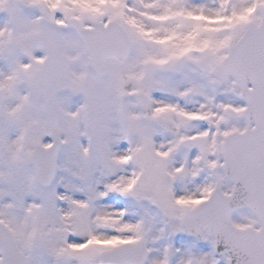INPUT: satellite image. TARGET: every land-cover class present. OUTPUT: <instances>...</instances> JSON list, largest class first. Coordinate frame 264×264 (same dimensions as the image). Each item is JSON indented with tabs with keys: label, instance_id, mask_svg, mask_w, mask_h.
Here are the masks:
<instances>
[{
	"label": "snow or ice",
	"instance_id": "1",
	"mask_svg": "<svg viewBox=\"0 0 264 264\" xmlns=\"http://www.w3.org/2000/svg\"><path fill=\"white\" fill-rule=\"evenodd\" d=\"M0 264H264V0H0Z\"/></svg>",
	"mask_w": 264,
	"mask_h": 264
}]
</instances>
